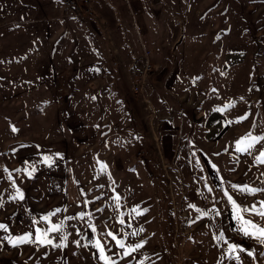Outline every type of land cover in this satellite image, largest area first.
I'll return each mask as SVG.
<instances>
[{
    "label": "rangeland",
    "instance_id": "obj_1",
    "mask_svg": "<svg viewBox=\"0 0 264 264\" xmlns=\"http://www.w3.org/2000/svg\"><path fill=\"white\" fill-rule=\"evenodd\" d=\"M64 6L0 0V264H264V139L238 150L264 137V0H161L123 64L101 29L77 56Z\"/></svg>",
    "mask_w": 264,
    "mask_h": 264
},
{
    "label": "crops",
    "instance_id": "obj_2",
    "mask_svg": "<svg viewBox=\"0 0 264 264\" xmlns=\"http://www.w3.org/2000/svg\"><path fill=\"white\" fill-rule=\"evenodd\" d=\"M90 1L92 7L94 8L96 16L82 14L78 12L75 8L67 4H63L65 6L62 11L63 14H61V16L65 18V22L63 24L64 27L62 28L63 32L65 33V43L68 42L69 44H76L75 48L77 49V51L74 52H77L76 53L78 54L77 56H80L78 47L81 49L82 48L89 49L93 53V49L91 45L93 44V37L97 39L99 37V31H100L99 29H101L105 36L107 44L112 45V51L114 57L113 61L115 60L116 63L123 64L127 56L128 58L132 56L131 52L127 48L126 50L124 49L120 52L114 47L113 44H122L121 42L117 43L118 40L120 39V38L118 39L117 33L118 31L121 33L123 29H121L120 26L124 24H125L124 26H126L127 23L126 21L129 20V18H130L129 26H131V28L134 30L135 33H139L141 28L145 29L144 25L146 24V21L149 22V24L154 29V33L157 36H159V38L163 36L164 33H167L165 32L167 31L166 29L167 26L162 25L163 15L161 13V10L160 13H157L158 9H160L159 7L161 4V0H90ZM134 9L136 10L134 11ZM145 10L146 11L149 10L151 14H153V16L146 17V12H144ZM95 39H94V44H95ZM96 44H100V43L97 42ZM170 45L173 44L160 45V48L165 55H166V51L164 49L166 48L167 50L168 48H170ZM150 52H151L152 63L154 64V66L160 67L161 63H159V59L162 56V53H160L159 51L157 52L151 50ZM165 64L157 75H161V76L165 75L166 72ZM77 66L79 67L78 68L79 71L81 68L79 65ZM173 71H174L173 66L171 64L170 72L169 71L167 72L165 78L169 79V76L172 74ZM127 107L128 109H131V107L129 106ZM224 128L225 127L222 125L219 132H221ZM166 139L163 137V140ZM168 150H170V146L166 150V152H168ZM205 164H206L207 176L209 180L213 183L212 180L215 175L212 172L209 165L206 163V161Z\"/></svg>",
    "mask_w": 264,
    "mask_h": 264
},
{
    "label": "snow or ice",
    "instance_id": "obj_3",
    "mask_svg": "<svg viewBox=\"0 0 264 264\" xmlns=\"http://www.w3.org/2000/svg\"><path fill=\"white\" fill-rule=\"evenodd\" d=\"M13 131H16V129H13ZM264 139V137H252L251 138V143H248L247 147L246 148H239L238 147V150L239 151H247V148H250L252 147V144L255 143L256 141L258 140H262ZM239 143V142H238ZM48 158L45 157V160H47ZM261 162H264V153L261 154ZM29 176H31V172L28 173ZM245 191H250V192H255V191H258V189H249L247 187H245L244 189ZM17 195L19 196L20 199H23V194L18 192ZM115 199H119V197H115ZM229 199H231V197H229ZM133 211H138L137 209H133ZM253 211H255V209H253ZM259 215L261 216H264V211H260L258 213ZM44 220H48V217H43ZM121 223H123V221H121ZM245 224H249L251 225L253 228H256L257 226L256 225H253L252 222L250 221H245ZM5 227L4 225L0 224V228H3ZM60 228V225H52V227L50 229H48V231H52V232H55V231H58ZM37 232L40 233V235L37 237L39 240H40V243H47V244H51L52 241L50 239H43L41 238L42 236L43 237H46L47 236V232H42L41 233V230L37 229ZM244 232H245V235H249L247 229L245 228L244 229ZM257 232L260 236H264V228H258L257 229ZM253 235L257 234V233H252ZM109 235H112L113 239L116 240V237L112 234V233H109ZM20 242H23L22 240ZM117 244L120 245L121 248L124 247V244L122 241L120 240H116ZM142 245H136L137 248L141 247ZM96 247L100 249V253H101V258L104 259L105 261H109V258L107 256L104 255V249L103 247L100 245L99 242L96 243ZM232 249H235V246H230ZM135 249H130V251H134ZM127 254V253H126Z\"/></svg>",
    "mask_w": 264,
    "mask_h": 264
},
{
    "label": "built area",
    "instance_id": "obj_4",
    "mask_svg": "<svg viewBox=\"0 0 264 264\" xmlns=\"http://www.w3.org/2000/svg\"><path fill=\"white\" fill-rule=\"evenodd\" d=\"M63 4H67L73 8H75L78 12L82 14H88V15H93L94 10L92 9V5L90 4L89 0H62ZM141 59H142V69L141 72L138 73V81L134 86L131 87L132 89V94L136 95L137 93L142 96V100L146 102L147 108H150L149 102L144 97V92H143V83L144 80L146 79V73L150 69V64H149V51L148 50H142L141 52Z\"/></svg>",
    "mask_w": 264,
    "mask_h": 264
}]
</instances>
